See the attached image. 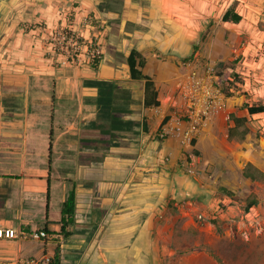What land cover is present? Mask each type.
Here are the masks:
<instances>
[{"label":"crops","instance_id":"crops-1","mask_svg":"<svg viewBox=\"0 0 264 264\" xmlns=\"http://www.w3.org/2000/svg\"><path fill=\"white\" fill-rule=\"evenodd\" d=\"M150 1L47 0L26 6L31 10L27 18L41 24L35 30L13 29L10 40L1 38L11 32L9 26H0V227L31 232L49 225L54 233L39 241L43 247L38 250V241L0 239V264L54 258L62 216L51 220L49 215L54 191L61 187V208L72 190L76 195V222L68 228L72 235H60L61 264H212L206 251L189 248L191 239L206 229L191 217V200L199 209L220 186L231 187L226 182L217 189L210 186L219 175L186 174L179 166L182 145L172 138L160 141L157 135L174 110L180 62L192 56L213 64L242 57L255 71V83L246 79L233 98L227 97L224 113L197 139L195 153H204L203 139L210 140L217 155L222 152L224 114L231 119L227 138L236 125L231 115L247 118L249 129L250 121L261 116L250 114L245 104L264 98V0H232L239 2L236 11L243 16L238 24L222 19L230 6L215 15L211 7L217 0ZM250 4L255 10L252 63L240 34L248 22L243 8ZM23 12L13 15L20 18ZM70 12L75 18L68 25ZM87 17L89 24L83 22ZM67 25L86 39L97 37L103 52L97 67L85 60L61 65L52 35ZM219 31L226 33L218 36ZM133 49L147 60L142 70L154 77L160 106L146 107L145 80L131 77ZM246 70L245 65L243 74ZM255 93L262 97L259 101ZM61 97L69 101L61 113L64 122L55 127L56 109L51 115L50 107ZM250 133L235 142H248Z\"/></svg>","mask_w":264,"mask_h":264},{"label":"rangeland","instance_id":"rangeland-1","mask_svg":"<svg viewBox=\"0 0 264 264\" xmlns=\"http://www.w3.org/2000/svg\"><path fill=\"white\" fill-rule=\"evenodd\" d=\"M11 1L12 0H0V6L3 5V7L0 8V26L4 24L9 26L11 29V32H4V34L1 36L2 39L9 38L11 40L14 37L13 29L17 30L24 28L25 32H30L31 30H35V27L40 26V23L32 22L27 18V13H29L31 10L26 6L30 5V7H32L33 3L45 5L47 0H31L24 2H21L22 0H17L15 3H12ZM201 1L203 2V0ZM144 2L147 3L146 5H150L151 3L150 0H144ZM234 3H236V7L239 6V2L235 1ZM70 4L72 6L75 5L72 2ZM192 4L193 3L191 2V5ZM231 5L232 0H217L211 8L216 15V12H219L221 8H226ZM251 6V4L250 7L245 5V9L243 8L244 15L247 17L248 22L243 25L244 28L241 29L240 34L242 36V41H244V46L250 47L247 49L248 52L245 57H250L249 60L252 63L255 60V54H253L255 50L251 48V44L255 45V10H251ZM181 7L184 8L183 5ZM185 7V10H187L188 6ZM21 8L24 10V16L22 15L24 18L20 16V19L17 14L13 15V11L18 12L21 10ZM10 9L12 10V15L9 13L7 16L6 10ZM245 10L247 11V14ZM200 11L202 12V9ZM202 13H200V15ZM68 16V25H70V22L72 23L75 16L71 12L68 13ZM148 17L151 18L152 13L148 14ZM148 17L145 19L146 21H148ZM86 19L83 22H85ZM211 19V25H215L216 18L211 17ZM90 20L92 19H89V21ZM68 25L67 27H69ZM56 30L54 32H56ZM160 31L163 30L161 29ZM230 32L231 31H229L228 34ZM225 33L226 32L223 33V31H219L218 36L220 34L225 35ZM213 36L216 37L215 34H213ZM227 36L228 35H226V37ZM250 50L252 52H250ZM189 58L191 57L182 59V61ZM182 61L180 62V67ZM245 65L247 67V73L243 74L245 83L247 80L251 79L252 82L255 83V71H252L254 64ZM249 69L251 72H253L252 75L249 74L251 73ZM137 82L140 83V81ZM258 83L260 84V82ZM257 95L258 94L255 93L254 96L257 98L256 101H259V98L262 97ZM68 101L69 99L67 97H61L56 98L54 104H51V115L55 112L54 109H56L55 118L52 122L55 127L64 122L61 113L64 109L63 105H65ZM226 103L227 102L225 101V105ZM255 103H264V98L261 99V102ZM225 105L218 115L222 114V111L225 109ZM102 112L107 113L105 106H103ZM47 113L48 112L46 110V117ZM47 119L50 120V118ZM42 120L46 121L45 119ZM230 122L231 119L229 118V115L224 114L222 121L223 130H221V135L224 137L223 140L225 146H223L222 152L219 155L215 153V149H213L210 140L204 141L203 139L201 141V146L204 153H195L198 159L197 172L192 176L197 178L200 176H207L209 179L219 175V181H217L218 185L217 183L214 184L215 180H213L214 183L209 182L210 186H216L217 189L221 182H226L227 185L231 187L230 190L233 191L234 195L228 196L220 191H216V193L214 192L210 198L211 200L209 199L210 203L208 200V205L206 204L205 207L203 206L199 209L195 204L196 201L191 200L195 209L191 217L201 226L206 224V229L204 230L202 236L201 233H199L200 235L195 237L194 242L193 238L191 239V246H189V248L192 252L195 249L196 251H206V253L209 254L208 256L212 264H264V114L261 116H255V118L250 121V140L245 143L235 142L227 138L226 134L228 133H226V131L230 125ZM248 162H252L255 165V168L252 170L257 175L256 180L245 178L242 174V169ZM209 166L210 169H208ZM201 173L204 175H201ZM63 198L64 189L62 187L54 191L49 215L51 220H59L61 218V204ZM253 199L257 200V205L252 207L250 211L247 212L246 207L249 201ZM212 201L214 202L211 203ZM187 204L188 203H186V205ZM44 225L42 227H44ZM15 226L17 229L19 228L18 223ZM34 246L36 250L43 247L39 241L36 242ZM51 251H53V249L50 246V252ZM213 255L219 256L221 261L216 259Z\"/></svg>","mask_w":264,"mask_h":264},{"label":"built area","instance_id":"built-area-1","mask_svg":"<svg viewBox=\"0 0 264 264\" xmlns=\"http://www.w3.org/2000/svg\"><path fill=\"white\" fill-rule=\"evenodd\" d=\"M87 17L86 23H91ZM55 53L61 56L63 66H78L82 61L91 64L102 59L103 52L97 37L86 39L82 33L67 26L58 28L52 35ZM182 73L174 102V110L159 131L160 141L178 140L184 148L180 168L187 174L197 172V155L194 140H197L212 124L227 99L223 89L216 84L215 64L191 57L182 61ZM170 160V158H167ZM45 230L25 231L13 227H0V239L42 241L49 239ZM53 257L45 255L29 259L25 264H52Z\"/></svg>","mask_w":264,"mask_h":264},{"label":"trees","instance_id":"trees-1","mask_svg":"<svg viewBox=\"0 0 264 264\" xmlns=\"http://www.w3.org/2000/svg\"><path fill=\"white\" fill-rule=\"evenodd\" d=\"M236 3H233L229 9L223 15V21L232 22L234 24H238L243 20V16L236 11ZM196 49H198L196 47ZM146 58L136 49H133L131 54L128 57V64L131 71V77L137 80H145V106L146 107H156L161 105V101L159 99V91L157 90L154 77H150L143 73V68L146 65ZM99 62L93 63V66L97 67ZM244 71V63L243 58L238 57L233 60L219 61L215 65V76H216V84L221 87L228 98H233L235 96L236 91L240 90L244 87L245 79L243 77ZM245 106L248 108V111L252 115H262L264 114V104L255 103L254 105H250L246 103ZM234 119L236 125L229 130L228 139L232 141H245L247 134L250 132L249 127L247 126V118L245 117H237L235 115H231ZM167 117L164 122L168 121ZM193 144H197V140L193 141ZM198 153V151H197ZM255 168V165L252 162H248L244 168V176L246 178L256 180L257 175L252 170ZM256 171V169H255ZM219 191L228 195L233 196V191L227 189L226 187L220 186ZM257 205V200H250L246 211H250L252 207ZM76 195L74 190H72L66 199V201L62 205V218L60 221L61 224V232L60 235L64 237H69L72 235V232L69 231V227L73 226L76 222ZM45 231L48 234H54L50 231L49 225L45 227ZM60 235L54 239L53 242H58L56 247V254L53 258L52 264H61V248H60ZM216 259L221 261V258L217 255H213Z\"/></svg>","mask_w":264,"mask_h":264}]
</instances>
